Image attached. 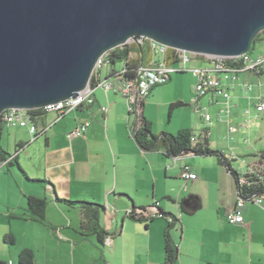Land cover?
Segmentation results:
<instances>
[{"label":"crops","instance_id":"obj_1","mask_svg":"<svg viewBox=\"0 0 264 264\" xmlns=\"http://www.w3.org/2000/svg\"><path fill=\"white\" fill-rule=\"evenodd\" d=\"M200 64L193 59L187 68ZM251 78L259 85L252 110V88H243L252 85ZM262 78L241 74L224 94L201 96L193 106L212 121L188 129H206L209 147L222 151L237 170L250 163L248 156L264 151V109L256 110L259 97L264 98ZM194 96L192 90L186 99ZM54 119L49 113L36 123L47 129L34 140L26 128L13 134V153L22 145L16 159L23 172L15 164L0 166V261L16 264L19 252L28 248L36 264H164L168 221L153 218L145 225L126 217L131 207L144 206L176 217L170 230L178 247L176 264H264V253L258 251L264 246V197L260 204L244 203L243 223H228L226 213L237 202L235 179L216 157L171 159L160 150L141 149L128 132L126 101L115 90L96 88L77 110ZM83 120L89 122L85 134L68 138L66 133ZM241 157L245 160L234 164ZM183 164L196 179L180 178ZM176 179L184 183L179 191L172 182ZM27 196L46 199V223L24 216ZM56 197L103 205L100 224L113 237L101 244L94 235L83 236L79 208ZM6 234L13 235V243L4 241Z\"/></svg>","mask_w":264,"mask_h":264},{"label":"water","instance_id":"obj_2","mask_svg":"<svg viewBox=\"0 0 264 264\" xmlns=\"http://www.w3.org/2000/svg\"><path fill=\"white\" fill-rule=\"evenodd\" d=\"M263 30L264 0H0V120L77 96L129 41L230 57Z\"/></svg>","mask_w":264,"mask_h":264},{"label":"built area","instance_id":"obj_3","mask_svg":"<svg viewBox=\"0 0 264 264\" xmlns=\"http://www.w3.org/2000/svg\"><path fill=\"white\" fill-rule=\"evenodd\" d=\"M148 41L149 52L151 53L150 60L141 64L137 71L136 76L132 78H125V64L120 63L119 66L114 67V70L110 72L112 67L109 64L108 52L104 53L96 62L93 73L95 76L96 84L91 85L90 81L88 85L78 92L77 96L69 97L67 99L51 103L42 107L43 114H53L56 122L58 119L64 117L66 114L77 110L85 99H87L96 88H100L104 91L115 90L125 98L127 104V127L128 132L133 136L141 126V117L143 113V100L149 95L151 88L157 84L164 83L170 77L173 72L190 71L195 77L192 90L194 97L191 99V104L197 107V99L201 96L208 94L217 95L224 94L225 87H229L235 83L241 74L253 73L260 76L261 71H264V55H257L252 57L249 53L241 54L238 56H204L205 58L199 59L197 54L189 53L180 49H174L178 62L182 64L180 68H174V66L165 61V56L168 50L167 46H164L152 39H139L138 44L143 41ZM134 41H129L131 43ZM126 43V44H128ZM173 49V48H172ZM201 60L202 64L192 66L190 68L184 67V65L192 60ZM91 79V78H90ZM243 88L251 90L252 85L244 83ZM106 110V107L102 108ZM264 109V98L259 97V102L256 104V110L262 111ZM28 110H22L17 108H9L2 112L1 121L5 126H20L25 127L30 135L31 140L37 138L40 134H43L47 127L39 129L27 113ZM202 120L206 124H211V116L207 113L201 115ZM51 123V124H53ZM50 126V125H49ZM89 122L87 120L78 121L75 126L66 133V136L70 139L81 137L85 134ZM191 141L195 143L197 136L193 135ZM19 150V149H18ZM16 153V152H15ZM179 156L171 159H176ZM258 164V158L253 159L246 168L243 170H237L239 173L238 184L235 181L237 191V202L234 208L226 213V221L231 224L243 223V216L241 208L245 202H253L260 204L263 196L251 195L249 199H244L239 195L237 185L241 186L246 183L245 174L252 172L254 167ZM260 168H264L263 164H259ZM180 178L187 182L197 178L195 172L191 170L188 164H183L179 171ZM158 205L157 202L154 203ZM154 208L149 207L148 211L150 215H155L159 211H152Z\"/></svg>","mask_w":264,"mask_h":264},{"label":"trees","instance_id":"obj_4","mask_svg":"<svg viewBox=\"0 0 264 264\" xmlns=\"http://www.w3.org/2000/svg\"><path fill=\"white\" fill-rule=\"evenodd\" d=\"M263 36L264 30L258 33V35L253 40V43L255 41L261 40ZM196 57L202 60L205 58L203 55H196ZM150 58L151 53L149 52L147 40L143 41L141 44L131 42L120 47H116L115 49H112L108 52V59L110 61L109 64L112 67L110 72L114 70V67H116L117 63H124L126 70L123 76L125 78L135 77L138 67L141 64L147 63ZM165 61L170 64L178 62L174 49L168 48L165 56ZM263 73L264 71H261L259 75ZM90 83L92 86L96 84L95 76L91 77ZM164 83H166V81ZM145 99L142 102V106L144 105ZM186 104L192 105L191 102H172L169 105V115L174 108ZM27 113L30 115V119L34 123L42 121L43 116L45 115L43 114L41 108L28 110ZM3 126L4 123L0 120V132ZM193 135L197 136V141L195 143L191 141V137ZM132 137L141 149L145 151L160 150L163 156H165L166 158L185 156L189 154L196 156H214L217 158V161L220 164L226 167L227 171L233 176L238 184V171L231 167L229 160L222 151L209 147L206 129L202 130L201 132H196L192 129L183 128L178 130L175 134L161 132L159 135H154L151 130V122L146 119L142 113L141 126ZM21 147L22 145H18L15 149V152L17 153L18 149ZM16 153H9L2 149L0 146V166L3 164H6L7 166L15 164L23 172L22 168L17 162ZM252 156H254V159L258 158V164L254 167V170L252 172H247L245 174L246 183L241 186L237 185L239 195L244 199H249V197L253 194L261 195L264 197V168L259 167V164H263L264 161V151H260L258 154H253ZM56 199L58 201L65 202L68 205L77 206L79 208L81 220L78 229L83 236L94 235L98 242H100L101 244L104 243L107 239L113 237L114 234L107 231L100 224V214L105 208L103 205L86 200L71 201L58 197H56ZM46 205L47 201L45 198L27 196L26 213H24V216L32 220L46 223ZM148 209L149 207L133 206L126 213V217L138 222L145 223V225L153 218H165L168 221V225L163 234L164 264H176L178 259V247L173 243L170 236V230L177 220L176 217L172 214L164 213L162 211H159L155 215H150ZM4 241L7 243H13V235L6 234L4 236ZM0 264L7 263L0 261ZM16 264H36L33 251L28 248L21 250L18 254Z\"/></svg>","mask_w":264,"mask_h":264},{"label":"rangeland","instance_id":"obj_5","mask_svg":"<svg viewBox=\"0 0 264 264\" xmlns=\"http://www.w3.org/2000/svg\"><path fill=\"white\" fill-rule=\"evenodd\" d=\"M248 53L252 57H256L257 55H264V39L255 41L252 44L251 49L248 51ZM187 54L190 55L189 53ZM172 65L174 66V68L182 67V64L180 62H175ZM116 66L118 67L119 64L117 63ZM187 66H189V62H187L184 65V67ZM260 77H263L262 85H264L263 83L264 73L261 74ZM194 81L195 80L191 72L188 71L173 72L170 75L169 80L166 81V83L151 88V90L149 91V95L144 103L143 114L151 122V130L154 135H159L161 132L175 134L181 128H191V127H196L199 124L201 125L204 124L201 119V115L203 114V111L197 112L192 105L186 104L183 106L176 107L171 111L169 115V105L172 102L182 101L187 103L190 101L191 98L190 94L192 91L191 86L193 85ZM256 81L257 78L255 79L251 78V83L253 85L251 90V98H252L251 110L255 108L254 107L255 101L253 97L257 96L258 93L259 85ZM248 93H250V91ZM187 95L190 97L188 100L186 99ZM253 120H254V116H251V123L254 122ZM24 128L25 127H20V126L8 127L4 125L1 130L2 132V137L0 139L1 148L7 152L13 153L14 151V145L12 143L13 134H15L16 132L21 134L24 131ZM40 141H42V138H40ZM243 159L245 160V158L243 157L236 159L234 164H237L241 161L243 162ZM253 159L254 156H252L251 154V156H248L246 160H249L247 162H251L253 161ZM171 162H173V160H171ZM245 168H246V163L243 162L242 169ZM161 177L162 178L160 179V181L163 183L164 182L163 173ZM179 181L180 180L178 179L172 181L177 191L184 188V183L183 182L179 183ZM190 188H191L190 186H187L186 190H189ZM258 249L259 252L262 250L264 253V246L262 247V249L260 247H258Z\"/></svg>","mask_w":264,"mask_h":264}]
</instances>
